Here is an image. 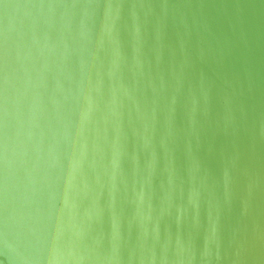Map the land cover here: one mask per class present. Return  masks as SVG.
<instances>
[{
    "label": "water",
    "instance_id": "obj_1",
    "mask_svg": "<svg viewBox=\"0 0 264 264\" xmlns=\"http://www.w3.org/2000/svg\"><path fill=\"white\" fill-rule=\"evenodd\" d=\"M0 264H264V0H0Z\"/></svg>",
    "mask_w": 264,
    "mask_h": 264
}]
</instances>
